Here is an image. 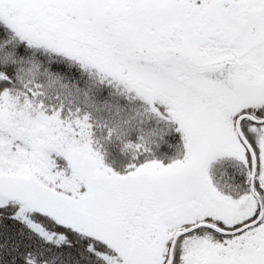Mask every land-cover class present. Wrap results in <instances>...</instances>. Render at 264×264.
Listing matches in <instances>:
<instances>
[{
    "label": "snow or ice",
    "instance_id": "6c2138e0",
    "mask_svg": "<svg viewBox=\"0 0 264 264\" xmlns=\"http://www.w3.org/2000/svg\"><path fill=\"white\" fill-rule=\"evenodd\" d=\"M0 264H264V0H0Z\"/></svg>",
    "mask_w": 264,
    "mask_h": 264
}]
</instances>
